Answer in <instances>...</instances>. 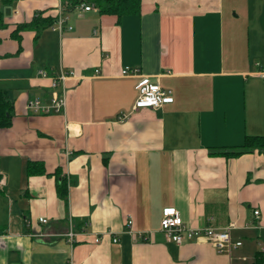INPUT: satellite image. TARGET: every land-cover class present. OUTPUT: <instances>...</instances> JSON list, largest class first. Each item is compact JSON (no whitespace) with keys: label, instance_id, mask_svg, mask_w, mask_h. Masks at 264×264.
<instances>
[{"label":"crops","instance_id":"crops-1","mask_svg":"<svg viewBox=\"0 0 264 264\" xmlns=\"http://www.w3.org/2000/svg\"><path fill=\"white\" fill-rule=\"evenodd\" d=\"M3 3L0 89L14 110L0 129V264H251L264 251V156L211 153L264 136V0H142L140 15L120 20L74 10L72 30H25L21 41L17 25L57 16L59 3ZM126 67L139 74L123 76ZM41 70L74 72L64 114L26 109L55 91ZM139 76L174 101L134 110ZM29 162L46 173L28 175ZM166 207L192 228L233 225L242 245L227 255L206 241L168 242Z\"/></svg>","mask_w":264,"mask_h":264},{"label":"built area","instance_id":"built-area-1","mask_svg":"<svg viewBox=\"0 0 264 264\" xmlns=\"http://www.w3.org/2000/svg\"><path fill=\"white\" fill-rule=\"evenodd\" d=\"M58 4L57 8V20L53 26L54 29L63 33L65 30H72L73 27L69 25V13L66 11L64 0H56ZM78 12H98L99 9L93 4L82 3L75 8ZM40 74L44 78L51 80V87L55 90L50 103H43L39 99L29 100L26 104V109L35 114L50 115V114H64L67 106V88L66 81L73 77L75 74L72 70L61 72L55 77H49L44 70L40 71ZM139 74V69L126 67L122 70L123 76H135ZM170 74V72H167ZM264 80V72L261 73ZM60 89V93L57 90ZM139 96L135 102L134 110L141 109H158L165 104H170L174 101L173 93L171 90L164 89L158 82H152L149 77L139 76L137 84ZM5 185L4 178L0 179V189ZM255 217L260 216L258 210L254 211ZM40 222L47 223V219L41 218ZM133 220L129 218L126 226L129 228L130 233L134 235L136 232L133 230ZM234 226L229 225L222 229H217L211 226H201L199 228H192L184 224L182 216L179 210L175 207H166L162 211L161 219V231L165 234L168 242L175 243L176 245H182L185 242L190 241H206L212 244V246L219 252L227 255H231L235 248L242 245L240 241H233L231 232ZM77 234L70 228L67 233L69 242H74ZM139 238H145L143 233H138ZM100 237H97L95 242L100 241ZM114 242L117 243L118 239L115 238ZM264 252V251H263Z\"/></svg>","mask_w":264,"mask_h":264},{"label":"trees","instance_id":"trees-1","mask_svg":"<svg viewBox=\"0 0 264 264\" xmlns=\"http://www.w3.org/2000/svg\"><path fill=\"white\" fill-rule=\"evenodd\" d=\"M9 0H3V2ZM93 4L99 9L101 15H114L120 19L124 16L140 15L142 9V0H64L66 11L72 12L75 8L82 4ZM57 16H35L32 21L17 25L12 32L11 37L17 41H21L20 33L25 30H32L36 32V38L40 33L48 28L54 26ZM7 26L4 22V13L0 10V30ZM14 104L8 98L7 92L0 89V129H7L12 125V113ZM259 151L264 156V136H247L242 145L232 149H224L221 151L212 152V155L224 156L227 158H236L244 154ZM28 175H44L46 173L45 167L42 163L29 162L27 166ZM56 177V187L59 197L68 205V180L61 174V169H57L54 173ZM2 178L0 174V179ZM251 264H264V252H257L255 259Z\"/></svg>","mask_w":264,"mask_h":264},{"label":"rangeland","instance_id":"rangeland-1","mask_svg":"<svg viewBox=\"0 0 264 264\" xmlns=\"http://www.w3.org/2000/svg\"><path fill=\"white\" fill-rule=\"evenodd\" d=\"M0 5H2V9H3V7L6 6V5L3 3V0L0 1ZM2 11H4L5 14H8V13H9V8H8V7H7L6 9L4 8V10H2Z\"/></svg>","mask_w":264,"mask_h":264}]
</instances>
